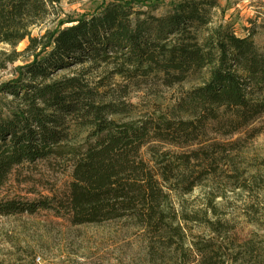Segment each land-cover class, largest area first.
Returning <instances> with one entry per match:
<instances>
[{"label": "trees", "instance_id": "16d2710c", "mask_svg": "<svg viewBox=\"0 0 264 264\" xmlns=\"http://www.w3.org/2000/svg\"><path fill=\"white\" fill-rule=\"evenodd\" d=\"M62 1L0 0V44L26 40L32 57L0 84V188L38 164L71 179L32 201L1 198L0 217L44 211L74 227L134 222L159 264H264V190L232 219L251 226L247 233L220 218L216 203L264 185L244 158L264 134V46L253 31L237 36L219 0H170L160 16L138 0H110L33 37ZM85 63L110 68L124 85L116 92L85 74L54 77ZM142 89L177 92L155 113L147 160L132 156L146 126L113 119L128 117L123 101ZM205 185L201 214L176 207L174 195ZM193 221L204 234H192Z\"/></svg>", "mask_w": 264, "mask_h": 264}, {"label": "rangeland", "instance_id": "374dc122", "mask_svg": "<svg viewBox=\"0 0 264 264\" xmlns=\"http://www.w3.org/2000/svg\"><path fill=\"white\" fill-rule=\"evenodd\" d=\"M110 0H64L50 6L48 14L41 18L32 28V36L39 37L46 32L56 30L61 24L79 19L92 13L103 3ZM129 1V0H120ZM140 4L154 8L152 14L162 15L170 0H138ZM224 10V20L230 23L237 36L243 37L250 30L252 39L264 46V0H219ZM145 9V8H144ZM68 25H63V28ZM27 41L16 47L0 44V84L14 78L17 67L32 60L25 51ZM110 68L95 67L91 63L72 65L58 71L55 78L85 74L86 80L96 84L104 79L113 90L119 92L124 83L118 78H110ZM175 90L131 91L124 99L129 115H121L113 119L120 122H136L146 126L147 135L133 149L132 156L147 160V148L154 143L152 122L155 113L174 101ZM1 97V96H0ZM5 99L9 100L8 96ZM245 165L249 172L260 169V177H264V134L253 140L244 152ZM29 176L26 182L23 178ZM69 173H51L45 165L23 167L11 175L9 182L0 188L1 198H19L32 201L40 195H49V189L55 192L64 189L70 182ZM261 186V187H260ZM210 187L196 188L191 194L173 197L178 209L186 214H201ZM264 190L262 183L251 187V195L235 196L226 193V200H216L218 216L228 218L236 229L247 233L252 229L241 219H235L243 202ZM230 225V226H231ZM193 235L204 234L198 223H187ZM139 223L111 222L102 225L70 226L67 222L55 218L51 213L40 211L34 215H12L0 217V264H159L149 256V237Z\"/></svg>", "mask_w": 264, "mask_h": 264}]
</instances>
